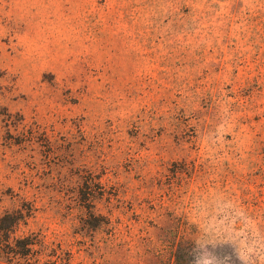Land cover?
<instances>
[{
  "label": "rangeland",
  "instance_id": "374dc122",
  "mask_svg": "<svg viewBox=\"0 0 264 264\" xmlns=\"http://www.w3.org/2000/svg\"><path fill=\"white\" fill-rule=\"evenodd\" d=\"M0 226V264H264V0H0Z\"/></svg>",
  "mask_w": 264,
  "mask_h": 264
},
{
  "label": "trees",
  "instance_id": "16d2710c",
  "mask_svg": "<svg viewBox=\"0 0 264 264\" xmlns=\"http://www.w3.org/2000/svg\"><path fill=\"white\" fill-rule=\"evenodd\" d=\"M9 228H7L6 226H0V237L1 236H5V234H9ZM26 238H24L25 240ZM32 242H25L22 240H20V245H19V249H13L11 250L14 254H19V255H26L28 254L29 250H30V247L29 245H31Z\"/></svg>",
  "mask_w": 264,
  "mask_h": 264
}]
</instances>
